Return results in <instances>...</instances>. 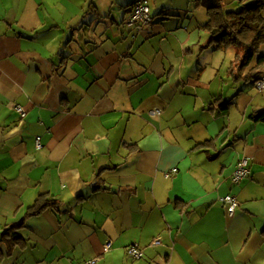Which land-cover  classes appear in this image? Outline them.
<instances>
[{
  "label": "crops",
  "instance_id": "obj_1",
  "mask_svg": "<svg viewBox=\"0 0 264 264\" xmlns=\"http://www.w3.org/2000/svg\"><path fill=\"white\" fill-rule=\"evenodd\" d=\"M135 1L0 0V264H264L256 59L235 78L238 50L207 47L196 0H149L136 33ZM44 194L57 208L27 219ZM23 221L27 244L9 253L2 234Z\"/></svg>",
  "mask_w": 264,
  "mask_h": 264
},
{
  "label": "trees",
  "instance_id": "obj_2",
  "mask_svg": "<svg viewBox=\"0 0 264 264\" xmlns=\"http://www.w3.org/2000/svg\"><path fill=\"white\" fill-rule=\"evenodd\" d=\"M196 1L207 12L208 20L201 27L210 34L207 47H215L220 50L233 47L238 50L236 60L231 68L232 74L238 79L240 78L239 74L249 68L256 59L255 66L244 78L246 81L255 83L264 72V54H260L264 45V0L253 2L242 0V8L237 11H226L223 0ZM252 118L264 122V111L253 115ZM201 146L204 147L207 144ZM57 206L58 202L55 199L47 194L41 195L35 204L28 208L26 218L38 217L46 210L57 208ZM23 228L24 221L19 225L7 228L2 234V241L7 245L9 253L16 247L24 248L26 246L27 241L20 233Z\"/></svg>",
  "mask_w": 264,
  "mask_h": 264
},
{
  "label": "built area",
  "instance_id": "obj_3",
  "mask_svg": "<svg viewBox=\"0 0 264 264\" xmlns=\"http://www.w3.org/2000/svg\"><path fill=\"white\" fill-rule=\"evenodd\" d=\"M152 23H153V15L151 12V6L149 4V0H138L132 6L125 20V26L128 29L135 31L136 33L143 32L148 27H150ZM254 84L259 91H264V72L260 75L259 79ZM15 109L18 115L20 116V118L23 119L26 117L30 108L17 105ZM158 113H160V111L154 112V114H158ZM36 145L38 149L42 148L40 137L36 139ZM176 172L177 170L173 169L171 172L167 174V177L176 174ZM249 175H250L249 160L247 158H241L237 163L235 170L233 172L232 182L233 184L237 185L242 181H244ZM221 202L226 210L227 215L229 217L234 216L237 209L239 208V202L236 196L227 195L221 198ZM159 244H160L159 239L153 242V246H157ZM111 245H112L111 241L107 242L104 249L109 250L111 248ZM127 253L133 259H141L144 256L143 250L137 245L128 246ZM79 264H98V260L90 259Z\"/></svg>",
  "mask_w": 264,
  "mask_h": 264
},
{
  "label": "rangeland",
  "instance_id": "obj_4",
  "mask_svg": "<svg viewBox=\"0 0 264 264\" xmlns=\"http://www.w3.org/2000/svg\"><path fill=\"white\" fill-rule=\"evenodd\" d=\"M151 5H153V2L151 1ZM154 8V7H153ZM262 49H264V45H263V48Z\"/></svg>",
  "mask_w": 264,
  "mask_h": 264
}]
</instances>
